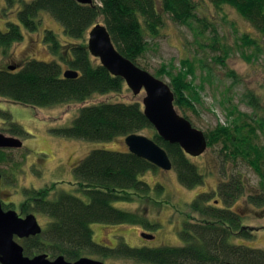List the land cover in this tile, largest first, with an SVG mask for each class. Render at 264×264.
<instances>
[{
    "label": "trees",
    "instance_id": "obj_1",
    "mask_svg": "<svg viewBox=\"0 0 264 264\" xmlns=\"http://www.w3.org/2000/svg\"><path fill=\"white\" fill-rule=\"evenodd\" d=\"M98 1L94 0L93 4H83L77 0L23 1L18 10V21L8 20L7 28L0 29V49H7L14 42L24 39L25 30L38 31L42 11H47L58 20L67 35L81 41L64 45L53 29H45L44 41L51 53L58 57L52 60L31 58L19 67L14 64L15 69H11V66L0 67V96L24 104L47 107L83 102L94 94L122 91L127 85L125 80L113 75L88 49L87 36L98 23L99 16L103 17V23L118 50L145 69L139 59L147 49V36L156 37L160 34L166 15L189 27L194 21L203 24L212 22L207 16H198L197 0ZM209 1L220 10L226 6L235 9L264 38V0ZM6 2L12 6L17 1ZM210 26L214 41L209 42L208 46L214 47L219 43V33L214 25ZM203 32L202 28L199 34ZM239 37L244 45L261 50L257 38L248 33ZM227 53L219 57L220 62L227 59ZM63 64L77 70L79 75L75 78L65 77ZM181 66L185 69L176 74L169 73V85L175 93L176 108L182 110L180 113L193 123L188 112L182 108L197 112L194 99L188 95L197 91L194 79H188L189 73L195 76L194 65L190 59L185 58ZM166 72L167 66L163 65L155 75L161 77ZM231 75L237 78L235 71ZM250 104L254 110L252 113L231 110L236 120L225 125L218 124L205 132L208 147L216 143L223 144L219 158L224 178L213 193L201 192L191 202L194 210L192 216L196 215L184 220L180 230L182 245L130 246L123 242L110 248L95 240L93 223H141L148 228L158 225L149 222L143 213L114 205L116 201L142 202L144 198L153 202L154 185L142 179L141 175L158 166L129 149L96 148L74 167L79 181L77 190L83 192L85 197L68 190H61L53 198L44 192L29 193L22 208L31 207V210L48 216L49 222L43 226L41 233L22 240L25 254L33 256L48 253L51 258L64 255L69 260H76L93 253L128 257L149 264H264V248L232 240L236 235L251 238L255 229L244 225L243 216L232 208L245 194L247 178L240 169L229 170L227 164L235 162L233 165L238 168L244 164L255 169L262 178L261 186L264 189V144L258 141L259 131L264 132V125L263 120L258 122L256 118L257 110L263 109V105L260 97L254 94H250ZM0 117L3 120L11 119L14 123L13 128H8L10 132L25 133V129L12 120V114L1 107ZM150 128L155 129L139 99L84 105L79 108L71 124L56 128L55 131L65 137L107 141ZM151 137L167 150L173 163L172 169L176 171L181 184L188 188L204 184L205 175L180 144L166 141L156 129ZM0 159H5L3 149H0ZM155 190L162 193L165 187L159 184ZM214 194L220 197L219 203L208 204ZM250 200L261 205L264 192L250 196Z\"/></svg>",
    "mask_w": 264,
    "mask_h": 264
},
{
    "label": "rangeland",
    "instance_id": "obj_2",
    "mask_svg": "<svg viewBox=\"0 0 264 264\" xmlns=\"http://www.w3.org/2000/svg\"><path fill=\"white\" fill-rule=\"evenodd\" d=\"M16 1L9 6L6 0H0V29L7 28L8 20L18 21V10L22 7L23 1L29 0ZM96 2L99 3L98 0ZM197 3L198 16L202 18L207 16L212 22L203 24L194 21L189 27L173 21L170 15H166L160 34L156 37L147 36L148 46L139 61L154 75L158 69L166 65L167 72L160 78L168 83L171 82L170 74L173 72L176 74L179 70L185 69L181 66L183 59L188 58L193 62L195 76L189 73L188 79H194L197 91L188 95L194 99L193 104L197 112L189 108H181L188 112L193 123L203 131L211 130L218 124L232 123L236 118L233 112L230 113L231 110L239 109L252 113L254 110L250 104V94L259 96L261 99L263 109L257 110L256 118L258 122L263 120L264 125V38L252 23L235 9L229 6L221 10L217 9L209 0H197ZM40 17L41 26L38 31L25 30L24 39L14 42L7 49H0V67L14 66V64L19 67L31 58L52 60L58 57L51 53L48 44L44 41L45 29H53L64 45L81 41L67 35L62 24L47 11H42ZM97 21L103 23L104 19L99 16ZM210 25H214L219 33V43L214 47L208 46L209 42L214 41ZM206 26L209 27L204 28ZM202 28L204 32L199 34ZM243 33L257 38L262 47L261 50L244 45L239 37ZM225 52L229 55L224 62H220L219 57H222ZM63 66L64 71L69 69L67 64ZM232 71H235L237 78L231 75ZM144 96V90L136 95L127 85L122 91L94 94L83 102L47 107L24 104L0 96V107L9 111L12 114V120L25 129L24 134L18 131L10 132L8 128H13L14 123L11 119L3 120L0 117V132L18 137L23 141V145L18 148H0L4 150L5 156V159H0V171L4 173L1 183L2 200L19 211L21 203L29 198V193L36 191L44 192L50 198L61 190H68L85 197L83 192L77 190L79 181L74 167L96 148L128 150L125 136H118L107 141L86 140L65 137L58 134L55 129L71 124L79 108L84 105L104 101L139 99L142 101ZM180 112L183 111L180 110ZM154 130V128L145 129L141 133L151 137ZM258 141L264 144L263 131H259ZM222 145V143H216L213 147H208L203 154L191 156L192 161L205 175L204 184L188 188L179 182L174 169L164 170L158 167L141 175L142 179L154 185L152 186L153 202L148 198H144L142 202H114L116 207L143 213L149 222L158 224L155 228H148L141 223H93L95 240L110 248L117 247L123 242L130 246L182 245L180 230L184 220L188 216L194 218L196 215L195 213L192 216L194 210L191 208V202L201 192L213 193L217 190L222 177L224 178L221 174L223 165L219 158ZM233 163L227 164L229 170H242L247 182L245 194L234 203L232 208L243 216L244 225L252 226L255 230L251 238L236 235L232 237V240L236 243L244 242L249 246L264 248V201L261 205H256L250 200V196L264 192L261 186L262 178L249 165L240 164L238 168ZM159 184L165 187L162 193L155 190V186ZM219 200L218 194H214L208 204L219 203ZM23 212L35 213L42 227L49 222L48 216L34 209L31 210V207L25 208ZM197 216L200 215L197 214ZM144 232L152 233L154 238H144L142 236ZM17 240L23 243L22 239ZM84 256L102 260L106 264H149L122 256L93 253Z\"/></svg>",
    "mask_w": 264,
    "mask_h": 264
},
{
    "label": "water",
    "instance_id": "obj_3",
    "mask_svg": "<svg viewBox=\"0 0 264 264\" xmlns=\"http://www.w3.org/2000/svg\"><path fill=\"white\" fill-rule=\"evenodd\" d=\"M83 4H93L94 0H77ZM88 49L99 58L113 75L122 77L134 94L145 91L142 99L144 113L156 131L166 141L178 143L191 156H199L208 148V137L202 129L193 123L175 106V93L168 82L154 75L148 69L136 64L121 53L114 44L107 26L96 23L88 34ZM11 69H15L11 66ZM65 77L75 78L79 75L75 69L64 71ZM129 151L145 158L164 169L171 170L172 160L167 150L153 138L142 133H131L125 137ZM22 139L0 132V148H18ZM2 173L0 172V263L1 264H106V262L89 256L69 260L64 255L55 258L48 253L34 256L26 255L24 246L17 239L38 235L43 227L35 213L20 216L15 209H4L1 191ZM147 239H153L152 233H142Z\"/></svg>",
    "mask_w": 264,
    "mask_h": 264
},
{
    "label": "flooded vegetation",
    "instance_id": "obj_4",
    "mask_svg": "<svg viewBox=\"0 0 264 264\" xmlns=\"http://www.w3.org/2000/svg\"><path fill=\"white\" fill-rule=\"evenodd\" d=\"M1 172V171H0ZM2 173V172H1ZM3 174L4 173H2V179H1V183H2V180H3ZM1 190H2V188H1ZM27 200H24L22 203H21V208L19 207V211L17 210V209H15L17 212H18V214L20 215V216H26L27 214H29V213H27V214H25L23 211H24V209L25 208H22V205H23V203L24 202H26ZM2 204H3V207H4V209H13L12 207H13V205H10V204H8V203H6V202H4L3 200H2ZM4 205H6V206H8V208H6ZM18 208V207H17ZM23 210V211H22ZM25 214V215H24ZM29 238V237H28ZM16 239H20V238H17L16 237ZM23 239H26V238H23ZM22 239V240H23ZM24 246V245H23ZM25 252V251H24ZM34 256V255H33Z\"/></svg>",
    "mask_w": 264,
    "mask_h": 264
}]
</instances>
